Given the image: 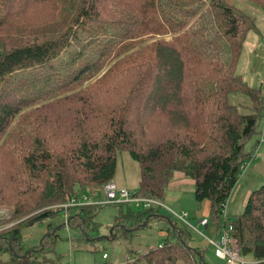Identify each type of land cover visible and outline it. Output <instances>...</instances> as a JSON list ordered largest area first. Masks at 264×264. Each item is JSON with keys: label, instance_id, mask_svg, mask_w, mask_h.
<instances>
[{"label": "trees", "instance_id": "obj_1", "mask_svg": "<svg viewBox=\"0 0 264 264\" xmlns=\"http://www.w3.org/2000/svg\"><path fill=\"white\" fill-rule=\"evenodd\" d=\"M48 1L61 3L0 0V158L8 161L0 181V204L11 207L8 217L0 219V264H31L34 251L26 255L30 249L24 245L22 231L60 213L65 218L66 211L69 228H79L89 242L102 241L96 216L106 205H79L69 211L52 207L66 203L67 197L98 193L113 182L118 155L124 152L141 165L138 195L162 201L174 173L181 172L194 181L197 203H210L215 231L221 225L234 227L241 256H251L264 264V184L249 195L245 212L236 221L231 223L225 216L242 167L248 158H253L244 154L246 141L258 132L264 119L262 91L253 89L240 72L245 43L250 34L258 32L256 22L225 0H195L204 4L197 3L193 8L184 4L185 0H174L168 7L159 8L155 0H70L73 12L50 32L44 26L53 25L65 13L30 17L29 10V4L39 9ZM250 1L264 8V0ZM198 23H203L200 34L194 30ZM112 25L121 33L110 35L103 30ZM78 27H89L101 36L85 43L80 52L72 53L70 62L64 61L63 54L77 48L72 43L79 41L74 31ZM135 34L151 36L148 39L155 34L173 37L155 42L149 58L125 70L130 86L120 103L102 111L106 128L101 133L81 134L82 137L72 139L71 149L56 158L46 146L36 147L32 141L38 138L37 120L31 119L29 128H18V134L11 132L14 123L28 110L38 114L46 111L47 115L73 85L97 70L94 61L101 58L102 48L113 53ZM101 37L106 38L105 45L100 42ZM124 77L113 82L121 85ZM99 82L109 83V76ZM97 84L90 87L91 91L98 90ZM84 92L72 97L79 99ZM136 100L140 109L145 107L147 112L159 111L168 116L175 127L184 128V134L165 147L138 152L135 136L128 127L129 112L139 104ZM78 102L86 115L87 100ZM14 183H18L17 192L9 195L7 189ZM107 206L118 207L110 229L111 240L120 236L132 239L148 217V224L163 221L167 225L165 244L140 255L135 264H210L204 251L194 247L192 234L180 231L179 222L160 217L162 206L142 207V212L128 204ZM54 227L49 226L35 252L54 247Z\"/></svg>", "mask_w": 264, "mask_h": 264}, {"label": "rangeland", "instance_id": "obj_2", "mask_svg": "<svg viewBox=\"0 0 264 264\" xmlns=\"http://www.w3.org/2000/svg\"><path fill=\"white\" fill-rule=\"evenodd\" d=\"M135 1L137 0H126V2L130 3H135ZM109 2L111 1H107L106 3ZM173 2L174 0H155V5L157 8L163 6L168 7L169 4H173ZM225 2L236 7L239 11L248 15L256 22L258 32L250 34L245 43L246 48L242 55L240 72L244 75L248 84L253 89H260L264 95V8L260 4L253 3L250 0H225ZM197 3L204 4L203 1L198 2L195 0H185L184 4L193 8ZM69 6L70 0H66L65 2L61 0L60 5L48 1L46 5L43 4L39 9L29 4V10L31 11L30 17L32 14L39 17L40 13L46 17L54 12H59V15L65 13L64 17H58L53 25L44 26V29L51 32L58 28L59 24L61 26L68 14L73 12V7L70 8ZM57 7L60 9L59 11L56 9ZM199 16L200 15H198L197 18ZM203 23L197 24L196 29H194L195 32L200 34ZM103 30H108L110 35H113L112 33L115 31L121 33V30L113 25L105 26ZM74 31H77V38L79 41H74L72 44L77 48H70L69 53L65 52L63 54L64 61L67 60L70 62L72 59L71 56L74 55L72 53L80 52L82 46L86 45L85 43L96 40L98 36H101L98 31L95 33L89 27H78ZM172 37L173 35L171 34L166 36L155 34L152 39H148L151 38V36L140 37V35L138 36L135 34L134 38L126 39L124 44L114 50L113 53L107 47L102 48L101 58L94 61L95 65L98 66L97 70L85 76L82 83L73 85L72 89L61 96L59 101L57 100L56 106L48 112L47 115L46 111H44L43 114H38L37 111L32 112L28 110L21 116L18 122L14 123L11 132L18 134L20 132L17 131L18 128L19 130H21V128H29L31 119L37 120L35 134L39 139L32 138V141L37 143L36 147L44 149V146H46L45 148L56 158L61 153L71 149L70 144L72 139L75 138L76 140L82 137L80 136L81 134L90 132V134L95 133L98 135L101 133V130L106 128L102 121V111L108 109L109 106L114 105V103H120L124 98L126 88L130 86L127 82V78L124 77L127 68L130 69L132 68L131 66L135 64L139 65L149 58L153 54L151 47L155 42L163 40L168 41ZM109 39H111L110 36H108V40ZM105 40L106 38H100V42L103 41L104 45L106 44ZM141 41L143 44H138ZM244 67L246 69L245 71ZM110 71H113V74ZM142 71L145 70L142 69ZM105 75L109 76V83L99 85V80ZM123 77L125 81L121 83V85L113 82L123 79ZM96 83H98L96 86L98 90L91 91L90 87ZM80 91L85 92L79 99L75 100V97H72V95ZM88 94L91 96L88 97ZM81 99L87 100L88 107L86 115L81 111L83 106L80 104L82 103L79 104L78 102ZM137 100L136 102L139 103V106L140 102ZM138 106L134 105L135 108L129 112L128 116V127L135 136L136 150L138 152L147 153V151L165 147L170 140L178 137V135L184 134V128L175 127L173 121L168 116L163 115V113L159 111L156 113L147 112L145 107L140 109L142 106ZM91 110L93 112H91ZM20 122H22L23 125H18ZM260 124L257 130L258 132L253 134L245 144L244 154L247 158L249 156L253 158L247 159V167L245 166L244 169H246L241 172L238 185L227 203L228 206L225 210V216L230 218L231 223L236 221L238 217L242 216L245 212L247 204L244 203L246 191H248V189L252 190V192L257 191L264 184V119ZM33 142L31 143L33 144ZM260 142L262 143L259 144ZM7 162V159L3 157L0 158V181L2 175L6 171L5 167ZM166 163L167 165L171 164V162ZM117 164L118 166L114 177L115 180L113 182L120 190L138 193L140 191L141 165L135 162L127 152L118 155ZM173 177L171 186L176 189L174 191H171L172 189L166 191L165 198L168 199L163 201L165 207L161 208L160 217L178 222L166 206L174 213L186 212L191 215L192 225L202 232L203 229H200L199 224L206 216L203 215L205 203L202 205L197 203L195 199V183L189 178L187 179L181 172H175ZM77 187L78 186H76V189ZM17 188L18 183L11 184L7 189L8 194L13 195L15 191L17 192ZM98 193L100 194V200H103L105 198L103 188ZM68 199L67 197V200ZM9 208L11 207L8 204H0V219L8 217L11 213ZM46 209L47 208H45V210ZM136 210L140 212L143 211L142 208H136ZM117 215L118 207L103 206L96 216V222L101 226L99 237L102 241L95 240L90 242L83 237L79 228H74L72 226L69 228L67 226L68 223L63 213L52 218H46V220L35 223L32 227L25 228L22 231L24 245L27 249H30L29 251L31 252L30 254L26 252V255H32V251H34L31 264H131L134 258H138L140 255L147 253V251L162 247V245L165 244V239L167 238V225L163 221H151L149 224L147 223V226H142V228L133 234L132 239L130 237L126 239L123 236H120L118 240L107 239L110 237V229L114 226ZM210 216L211 214L209 213L208 219H210L212 224L213 220ZM148 220L149 217L146 218V222H148ZM51 224L55 225L53 231L57 238L54 247L52 249H47L46 252H38L37 250V252H35L34 249L41 246ZM12 226L13 224L11 223L10 227ZM8 227L9 225H6L5 229ZM178 229L184 233L189 232V234H192L194 247L204 251L207 262L210 264H226V262L216 257L215 249L209 247L206 239L194 229L190 228L188 231L187 228L183 226H179ZM203 233L207 238L212 240L215 239L214 226H212L209 231H203ZM105 254L109 258L107 261L103 262V256H105ZM243 260L250 263L254 261L251 256H248V258L245 257Z\"/></svg>", "mask_w": 264, "mask_h": 264}, {"label": "built area", "instance_id": "obj_3", "mask_svg": "<svg viewBox=\"0 0 264 264\" xmlns=\"http://www.w3.org/2000/svg\"><path fill=\"white\" fill-rule=\"evenodd\" d=\"M248 163L242 167V171H244V167H247ZM91 195H84L82 197L68 199L66 203L61 204L58 207L52 208H63L69 211V208L79 205H88V204H96V205H117V204H128L133 205L136 208H151L154 206H162L165 207L161 200L156 199L152 196H140L138 193L133 191L129 192L126 190H120L118 186L114 182L107 183L103 188V193L105 194V198L100 200V194L94 193ZM166 208L170 211V213L178 220L180 225L186 227L189 231L190 228L194 229L198 232L203 238L207 240V243L210 247L215 249V254L218 259H221L226 262V264H247L246 261L243 260L241 256V249L239 247L238 238L235 236L234 227L230 225H221L217 232L216 239L212 240L205 236L204 233L200 232L197 228H195L191 223L190 214L186 212L174 213L166 206ZM69 217L67 211L65 214V219L67 220ZM203 228H207L210 225V219L204 218L203 221L199 224ZM108 256L105 254L103 256V262L108 260ZM256 264H263V262L256 261Z\"/></svg>", "mask_w": 264, "mask_h": 264}, {"label": "crops", "instance_id": "obj_4", "mask_svg": "<svg viewBox=\"0 0 264 264\" xmlns=\"http://www.w3.org/2000/svg\"><path fill=\"white\" fill-rule=\"evenodd\" d=\"M264 135V134H263ZM262 142H260L259 144H261ZM187 179L189 178V177H186ZM190 179V178H189ZM191 181H193L192 179H190ZM184 181V180H183ZM183 181H181V182H183ZM193 183H194V181H193ZM172 189V190H171ZM176 188L175 187H173V186H171V183H170V185H169V187H168V189L167 190H171V191H174ZM166 190V191H167ZM252 193V190H250V189H248V191H246V199L244 200L245 202L244 203H246L247 202V200H248V197H249V195ZM165 199H168V198H165L164 197V199L162 200V202L165 200ZM205 203V209H204V212H203V215H206L205 216V218H208V214L209 213H211V205H210V203L209 202H204ZM190 213V212H189ZM190 218H191V215H190ZM199 227H200V229L202 228L203 230H202V233H203V231H209L210 229H211V227H212V225H211V223H210V225L207 227V228H203L202 226H200L199 225ZM216 237H217V233H215V239H216ZM45 239V238H44ZM109 240H111V239H109ZM207 241V240H206ZM210 247V246H209ZM246 258H248V257H246ZM136 260H137V258H134L133 259V261H132V263L131 264H135V262H136ZM221 260V259H220ZM254 260V259H253ZM223 261V260H222ZM225 262V261H224ZM247 262V261H246ZM247 264H256V260H254L252 263H250V262H247Z\"/></svg>", "mask_w": 264, "mask_h": 264}, {"label": "water", "instance_id": "obj_5", "mask_svg": "<svg viewBox=\"0 0 264 264\" xmlns=\"http://www.w3.org/2000/svg\"><path fill=\"white\" fill-rule=\"evenodd\" d=\"M169 222H172L171 220H169ZM147 223L148 222H146V224L144 225V226H147ZM113 232H112V230L110 231V237H111V234H112ZM110 237L109 238H107V239H110ZM100 240H102L101 238H100ZM29 254H30V252H29Z\"/></svg>", "mask_w": 264, "mask_h": 264}]
</instances>
